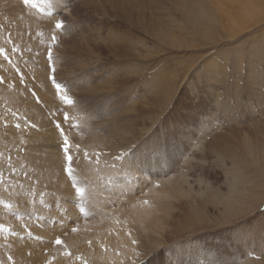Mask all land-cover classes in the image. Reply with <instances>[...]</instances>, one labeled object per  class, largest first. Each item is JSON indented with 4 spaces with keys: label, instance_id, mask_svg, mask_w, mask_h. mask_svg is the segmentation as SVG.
Listing matches in <instances>:
<instances>
[{
    "label": "rangeland",
    "instance_id": "1",
    "mask_svg": "<svg viewBox=\"0 0 264 264\" xmlns=\"http://www.w3.org/2000/svg\"><path fill=\"white\" fill-rule=\"evenodd\" d=\"M18 1L0 2V48L11 60L0 55V264L6 256L10 264H50L57 255L74 259L70 235L82 242L80 250L104 249L103 242L90 245L93 237L90 243L83 239L87 232L92 235L87 225L95 215L93 226L103 223L98 233L123 228L118 229L122 236L116 230L112 238L128 241L131 264H264V168L252 160L263 156L259 148L264 143V0ZM57 20L63 21L61 29L55 28ZM64 114L72 154L81 145L73 176L85 189L83 199L75 193L58 147L63 137L55 125ZM45 120L51 130L43 126ZM55 132L60 143L49 146L57 145L61 160L45 173L50 161L44 163L46 145L37 136L51 139ZM153 139L166 140L164 155L150 149ZM129 145L137 146L134 155L112 159ZM255 147L261 156L253 153V158ZM85 149L102 154L98 166L78 158ZM71 188L72 193L65 191ZM113 191L118 202L126 203L120 215ZM130 192L141 208L150 206L144 208L150 216L143 222L141 215L130 213L136 208ZM64 202L76 209L73 217L65 216V224L60 219L68 212ZM50 207L61 210L53 214ZM53 221H60L55 224L63 231L48 239L39 230Z\"/></svg>",
    "mask_w": 264,
    "mask_h": 264
},
{
    "label": "bare ground",
    "instance_id": "2",
    "mask_svg": "<svg viewBox=\"0 0 264 264\" xmlns=\"http://www.w3.org/2000/svg\"><path fill=\"white\" fill-rule=\"evenodd\" d=\"M1 3H3L4 2V4H9V2L10 3H13V4H19V1L18 0H1L0 1ZM0 3V4H1ZM198 5V4H197ZM11 6V5H10ZM259 6V5H258ZM19 7V6H18ZM221 7V6H220ZM1 8V7H0ZM5 8V7H4ZM20 8V7H19ZM29 9V8H28ZM200 9V8H199ZM4 10V9H3ZM8 10H10V9H7V11ZM200 11V10H199ZM11 12V11H10ZM200 12H202V11H200ZM244 12V11H243ZM248 13V12H247ZM246 13V14H247ZM6 14V13H5ZM195 14H196V12H195ZM202 14V13H201ZM212 14H213V12H212ZM242 14H244L245 15V13H242ZM11 15V14H10ZM204 15H205V13H204ZM203 15V16H204ZM213 15H215V14H213ZM229 15V14H228ZM248 15V14H247ZM1 16V15H0ZM5 16V15H4ZM14 16V15H13ZM202 16V15H201ZM230 16V15H229ZM50 17V16H49ZM208 17V16H207ZM213 17H216V16H213ZM212 17V18H213ZM248 17V16H247ZM51 18V17H50ZM205 17H203V19H204ZM14 19V18H13ZM34 19V18H33ZM228 19H230L231 20V22H234V20L235 19H233V17H230V18H228ZM244 19V18H243ZM35 20V19H34ZM47 20V19H46ZM45 20V21H46ZM198 20V19H197ZM213 20V19H212ZM217 20V19H216ZM249 20H250V18H249ZM2 21V20H1ZM16 21V20H15ZM218 21V20H217ZM238 21V20H237ZM48 23V22H47ZM12 24V23H11ZM233 24V23H232ZM231 24V25H232ZM237 25V24H236ZM32 26V25H31ZM46 26V25H45ZM47 26H49V25H47ZM26 27V26H25ZM197 27H199L198 29H200V25L198 24V26ZM197 27L196 28H194L195 30H197ZM204 27H206L205 25H204ZM207 28V27H206ZM233 28V27H232ZM248 28V27H247ZM204 30H206V29H204ZM29 33V32H28ZM203 34V33H202ZM15 36V35H14ZM203 36H206V34H203ZM156 37V36H155ZM206 39V38H205ZM259 45H261V44H259ZM259 45H257V46H259ZM261 49V48H260ZM141 53H139V55H140ZM133 56V55H132ZM137 57V56H136ZM139 57V56H138ZM141 57V56H140ZM44 72H39L38 74V77H41V75L43 74ZM173 73V72H172ZM172 73H170V74H172ZM36 74V73H35ZM42 78V77H41ZM52 89V88H51ZM54 90V89H53ZM52 92V91H51ZM50 93V92H49ZM52 94V93H51ZM51 94H49V97L51 96ZM2 96V95H1ZM46 98V97H45ZM48 98V97H47ZM46 98V99H47ZM49 99V98H48ZM47 101H49V100H47ZM14 104V103H13ZM17 104H18V102H17ZM50 105H51V99H50ZM48 107V106H47ZM29 108V107H28ZM37 108V107H36ZM32 109V108H31ZM30 109V110H31ZM50 110V109H49ZM35 112V111H34ZM38 113V112H37ZM45 114V113H44ZM209 115V114H208ZM43 117H44V115H43ZM38 118V117H37ZM34 119V118H33ZM202 120V119H201ZM38 121V120H37ZM43 123V126H46L47 128H49L50 130H51V128L49 127V122L47 121V120H45L44 122H42ZM40 124V123H39ZM8 128V127H7ZM6 128V129H7ZM46 128V129H47ZM83 129V128H82ZM201 131V130H200ZM8 132V131H7ZM35 133V132H34ZM48 133V132H47ZM203 133V132H202ZM33 134V133H32ZM51 134V133H50ZM49 134V135H50ZM59 134V133H58ZM78 134H80V133H78ZM83 134V133H82ZM81 134V135H82ZM152 134V133H151ZM44 134H42V136H43ZM86 135V134H85ZM28 136V135H27ZM32 136V135H31ZM42 136H37V138H39L40 139V141L42 142V144L43 145H46V146H44V148H45V150H43L42 152V157H43V159H44V163H46V161L47 160H49L50 162L49 163H47V164H45V167H44V165L41 167V168H43L44 167V170H45V173H47L48 171H49V167H50V165L52 164V165H56V166H58L59 165V160H61V158H60V154H59V150H58V148H57V145L56 146H53V147H51L52 145L51 144H53L54 142L56 143V142H59V136H57V134H56V132L55 133H52V138L50 139V137L48 138L47 136L48 135H46V137H42ZM83 136V135H82ZM89 136V135H88ZM85 138V137H84ZM87 138V137H86ZM152 138V137H151ZM93 139V138H92ZM87 140V139H86ZM97 140V139H96ZM193 140H195V139H193ZM28 141H30V140H28ZM61 141V140H60ZM98 141V143H99V140H97ZM197 141V140H196ZM89 142V141H88ZM96 142V141H95ZM152 142L154 143L155 142V140L153 139L152 140ZM37 143V142H36ZM60 143V142H59ZM90 143V142H89ZM148 143V142H147ZM30 144V143H29ZM42 144H40V146L42 145ZM95 144V143H94ZM145 144H146V142H145ZM193 144H195V143H193ZM36 145V144H35ZM49 145H51V146H49ZM90 145V144H89ZM93 145V144H92ZM147 145V144H146ZM260 145H262V147L261 148H259L258 146V148L259 149H261V155H263L264 156V143H262V144H260ZM29 146V145H28ZM34 146V145H33ZM88 146V145H87ZM91 146V145H90ZM94 146V145H93ZM195 146V145H194ZM41 147H43V146H41ZM73 147V146H72ZM246 147V146H245ZM248 147V146H247ZM48 148V149H47ZM54 148H55V150H54ZM252 148H253V146H252ZM256 148V147H255ZM31 149V148H30ZM29 149V150H30ZM35 149V148H34ZM138 149V148H137ZM142 149V148H141ZM144 149V148H143ZM150 149H152V147L150 148ZM248 150L245 152V153H247L246 155H248V151L250 150V147L249 148H247ZM259 149L257 150V148H256V150L258 151V152H252V154L250 153V156L251 157H253V155L255 154H257V153H259ZM31 151V150H30ZM82 151V150H81ZM140 151V150H139ZM29 153H31V152H29ZM33 153V152H32ZM32 153L30 154V156L32 155ZM254 153V154H253ZM40 154V153H39ZM142 154V153H141ZM144 154V153H143ZM146 154V153H145ZM233 154V153H232ZM29 155V154H28ZM27 155V156H28ZM33 155H34V153H33ZM32 155V156H33ZM259 155H260V153H259ZM260 155V156H261ZM188 156V155H187ZM257 156V155H256ZM259 156V157H260ZM263 156H261L262 157V159H263ZM36 157V156H35ZM34 157V158H35ZM38 157V156H37ZM36 157V158H37ZM42 157H40L41 159H42ZM82 158L83 156H79L78 158ZM243 157V156H242ZM245 157V156H244ZM260 157V158H261ZM31 158V157H30ZM34 158H32V159H34ZM80 158V159H81ZM246 158H248L249 159V157H247L246 156ZM254 158V157H253ZM260 158H258L257 157V159H252L253 161H254V163L256 164V168H260V170L262 171V169L264 168V162L263 161H260ZM31 159V160H32ZM38 159H39V157H38ZM84 159V158H83ZM83 159H81V160H83ZM149 159V158H148ZM243 159V158H242ZM80 160V161H81ZM134 160V159H133ZM162 160V159H161ZM234 160H235V158H234ZM239 160H241V159H239ZM239 160H238V162H239ZM251 160V159H250ZM249 160V161H250ZM251 160V161H252ZM79 161V160H78ZM244 161V160H243ZM243 161H242V163H243ZM250 161V162H251ZM252 161V162H253ZM126 162V161H125ZM151 162V161H150ZM161 162V161H160ZM249 162V164L251 165V163ZM145 163V162H144ZM165 163V162H164ZM245 164L246 163H248V160H247V162H244ZM43 164V163H42ZM41 164V165H42ZM126 164V163H125ZM134 164H135V162H134ZM137 164V163H136ZM158 164V163H157ZM239 164V163H238ZM248 164V165H249ZM52 165H51V168L52 169H54L53 167H52ZM127 165V164H126ZM129 165V164H128ZM162 165V164H161ZM240 165V164H239ZM55 166V167H56ZM132 166V165H131ZM142 165H140L139 166V168L141 167ZM252 166H253V164H252ZM133 167L135 168V169H137L136 168V166L135 165H133ZM151 167H152V165H151ZM154 167V166H153ZM152 167V168H153ZM145 168V167H144ZM251 168H253V167H251ZM130 170L132 169V167L131 168H129ZM141 169V168H140ZM150 169V168H149ZM130 170H128V171H130ZM138 170V169H137ZM144 170V169H143ZM152 170V169H151ZM258 169H256V171H255V173H258V171H257ZM37 171V170H36ZM153 171V170H152ZM183 171H186V170H183ZM254 171V170H253ZM263 171H264V169H263ZM263 171H262V173L261 172H259V173H261L263 176H264V173H263ZM38 172H40V171H37V173ZM132 172V171H131ZM130 172V173H131ZM135 172V171H134ZM144 172V171H143ZM147 172V171H146ZM175 172V171H174ZM148 173V172H147ZM258 173V174H259ZM149 174V173H148ZM260 174V175H261ZM40 175H42V174H40ZM45 175V174H44ZM134 175V174H133ZM133 175H132V177H133ZM142 175V174H141ZM154 175V174H153ZM260 175H258V176H260ZM38 176V175H37ZM135 176H136V174H135ZM135 176H134V178H135ZM146 174H145V180L146 179H148V178H146ZM148 176H150V174L148 175ZM147 176V177H148ZM158 176V175H157ZM143 177V176H142ZM152 177V176H151ZM137 178V177H136ZM143 178V179H144ZM264 178V177H263ZM123 179H125V178H123ZM133 179V178H132ZM142 179V178H141ZM152 179H153V177H152ZM151 179V180H152ZM58 180H59V178H58ZM134 180V179H133ZM140 180V179H139ZM138 180V181H139ZM148 180H150V179H148ZM154 180V179H153ZM62 181V180H61ZM137 181V180H136ZM60 182V181H59ZM105 182V181H104ZM152 182V181H151ZM155 182V184H157L156 183V181H154ZM153 182V183H154ZM184 182H186V180H184ZM49 183V182H48ZM118 183V182H117ZM140 183H141V181H140ZM145 183V182H144ZM121 184V183H120ZM123 184H126V183H123ZM122 184V185H123ZM148 183H146V185H147ZM183 185H185L186 183H182ZM52 185V184H51ZM54 185V184H53ZM91 185H93V184H91ZM145 185V186H146ZM152 185V184H151ZM154 185V184H153ZM181 185V184H180ZM94 186V185H93ZM119 186V185H118ZM124 186V185H123ZM128 186V185H127ZM149 186V185H148ZM182 186V185H181ZM53 187V186H52ZM116 187H117V185H116ZM70 188V187H69ZM92 188H94V187H92ZM97 188V187H96ZM114 188H115V184H114ZM124 188V187H123ZM122 188V189H123ZM143 188V187H142ZM183 188V187H182ZM99 189V188H98ZM135 189V188H134ZM145 189V188H144ZM147 189H149V187L147 188ZM181 189V188H180ZM184 189H186V186H185V188ZM101 190V189H100ZM105 190V189H104ZM103 190V191H104ZM109 190V189H108ZM126 190V193H123L125 196L127 195V189H125ZM125 190H124V192H125ZM182 190V189H181ZM65 191H67V192H69V193H72V188L71 189H67V190H65ZM131 191V190H130ZM137 191V190H136ZM140 191V190H139ZM109 192V191H108ZM118 192H119V190H118ZM123 191H121V193H122ZM149 192V191H148ZM148 192H146L147 194H148ZM200 192V191H199ZM145 193V192H144ZM145 193V194H146ZM151 193H152V191H151ZM201 193V192H200ZM117 194L118 193H116V191H113V197H115L113 200H115L116 198H118V200H117V202L119 201V194H118V197H117ZM123 194H121V195H123ZM136 194H137V192H136ZM12 195V194H11ZM55 195V193L53 194V196ZM68 195H70V194H67L66 196H68ZM105 195V194H104ZM123 195V196H124ZM10 196V195H9ZM109 196V195H108ZM111 196V195H110ZM124 196V197H125ZM131 196V192H130V194H129V197ZM141 196V195H140ZM72 197H74V196H72ZM90 197H92V196H90ZM97 197H98V195H97ZM127 197H128V195H127ZM148 197H150V199H153V201H155L156 199H157V196L156 195H152V194H150V196H148ZM109 198H111V197H109ZM131 199H132V196L130 197ZM129 198V199H130ZM135 197H133V199H132V201L134 202V203H136V208H133V209H131L130 210V213H133L134 212V214L135 215H141V220H142V222H143V216L144 217H148V216H150L147 212H144V208L145 209H147V208H149L150 206H146V207H140L139 206V201H137L136 199H134ZM215 198H217V197H215ZM215 198H213V200L215 199ZM222 198V197H221ZM220 198V199H221ZM225 198V197H224ZM75 199V198H74ZM93 199H94V195H93ZM142 199V198H141ZM149 199V200H150ZM193 199V198H192ZM220 199H218V200H220ZM64 200H65V198H64ZM63 199L61 200L62 202L64 201ZM89 200V199H88ZM95 200H97V198L95 199ZM213 200H211L212 201V203L214 202V203H216L215 201H213ZM216 200V199H215ZM242 200V199H241ZM47 201V200H46ZM86 201V200H85ZM222 201H223V199H222ZM243 201V200H242ZM50 202V201H49ZM96 202V201H95ZM142 202V201H141ZM69 203V202H68ZM119 203V205H121V207L119 208V206L118 207H116L115 208V213H116V215H120L119 213H123V211H125L126 210V206H122L123 204H126V203H120V202H118ZM143 203V202H142ZM145 203V202H144ZM225 204H226V201L224 202ZM229 203V201H227V204ZM232 203H234V201L232 202ZM29 204V203H28ZM84 204H86V203H84ZM93 204V203H92ZM146 204H148V203H146ZM230 204H231V202H230ZM60 204H58L57 206H59ZM62 205H63V208L65 207V208H67L68 210V212H67V214H65V212H63V215L60 217V219L61 220H63L64 221V223L63 224H65V223H67V222H65V220H68L65 216H71V217H73V212H76V209L73 207V206H71V205H67L65 202L64 203H62ZM61 205V206H62ZM86 205H88V203L86 204ZM89 205H90V203H89ZM221 205V203L219 204V206ZM222 205H223V203H222ZM235 205V204H234ZM56 206V207H57ZM229 206H231V205H229ZM45 207H47V206H45ZM94 207V206H93ZM92 207V208H93ZM127 207H128V205H127ZM130 207V206H129ZM237 207H239V206H237ZM23 208V207H22ZM25 208V207H24ZM30 208V207H29ZM54 208V207H53ZM61 208V207H60ZM62 208V209H63ZM65 208H64V211H65ZM234 208H235V206H234ZM239 208H241V207H239ZM49 209H52L51 207L49 208ZM57 209H59V208H57ZM225 209H226V207H225ZM232 209V208H231ZM236 209H238V208H236ZM3 210V209H2ZM61 210V209H60ZM60 210L58 211V210H55V211H58L57 213L59 214V212H60ZM93 210H95V208L93 209ZM93 210H91V211H93ZM98 210V209H97ZM96 210V214L97 213H99V214H101L102 212V210L100 211V210H98L97 211ZM238 210H240V209H238ZM44 211V210H43ZM53 211H54V209H52V213H53ZM54 211V213H56ZM88 211H89V209H88ZM47 212V211H46ZM48 212H50V210H48ZM50 212V213H51ZM86 212V211H85ZM108 212H110V211H108ZM112 212V211H111ZM238 212V211H237ZM53 213V214H54ZM78 213V212H77ZM113 213H114V211H113ZM233 213H236V211L234 210L233 211ZM232 213V214H233ZM2 214V213H1ZM53 214L51 215V218H52V216H53ZM58 214H56V215H58ZM60 214H62V211H61V213ZM65 214V215H64ZM103 214V213H102ZM3 215V214H2ZM7 215V214H6ZM79 215V214H78ZM48 216V215H47ZM74 216H76V215H74ZM154 216V215H153ZM0 217H1V215H0ZM50 217V216H49ZM57 216H55V218H56ZM79 217V216H78ZM93 217V216H92ZM91 217V218H92ZM95 217H96V215H95ZM95 217H93L91 220H89L88 221V225L87 224H85L86 222H84V224L85 225H87V226H89L88 227V231H91V232H93V233H91L92 235H89L88 234V232L86 233V235L84 236V238L83 239H85V241H89L92 237H93V240H92V242H91V244L90 245H98V244H101V242H103L104 244H105V247H104V249H99V250H80L81 249V245H82V242H81V244H80V241L75 237V235L73 236V237H75L76 238V240H74L72 237H71V235H70V243H71V246L70 247H72L71 249H73L74 251L71 253V255H74V259H69V258H66V259H63V257H62V260H61V258H60V256L59 255H57L54 259V261L53 260H49L50 262V264H82L83 263V261L84 260H86L87 261V264H131L132 263V257H130V255H132L133 254V250L131 249V246H130V244L128 243V241L126 242V241H124V240H120V242H118L117 240H113L114 238H112L115 234H116V230L118 231V229L119 230H121V232H123V228L121 227H119V226H115L116 227V230L115 231H113L112 233L111 232H103V234L102 233H98L101 229H103V223L99 226V228L97 229V227L96 226H93V223H94V218ZM98 217H99V215H98ZM108 217H110L111 218V216H107V218H105L106 219V222L110 219V218H108ZM118 217H120V216H118ZM75 218V217H74ZM90 218V217H89ZM113 218H115V216H113ZM5 219H7V218H5ZM11 219V218H10ZM26 219V218H25ZM27 219H29V218H27ZM59 219V218H58ZM3 220V219H2ZM33 221H34V219H32ZM41 220V219H40ZM50 220H52V219H50ZM50 220H47V221H44V222H47V223H50V222H48V221H50ZM54 220V219H53ZM62 221V222H63ZM86 221V220H85ZM26 222H29L28 220L26 221ZM36 222V221H35ZM44 222H43V225H44ZM25 223V222H24ZM33 223V222H32ZM39 223V222H38ZM52 223V222H51ZM74 224H75V222H73ZM97 223V222H96ZM5 224V223H4ZM20 224V223H19ZM18 223H17V225H19ZM40 224V223H39ZM55 224V223H54ZM53 224V226H50V224L49 225H47V226H44L46 229H41V230H39V232L42 234V235H44V236H46L48 239L50 238V239H53V238H55V237H58V236H60L59 235V233L61 232V231H63V229L61 228L62 226L61 225H57V224H55L54 225ZM62 224V225H63ZM83 224V225H84ZM14 225V224H13ZM26 226H27V224H25ZM29 225H30V223H29ZM24 226V225H23ZM32 226H34V224H32ZM71 226V225H70ZM76 226V225H75ZM74 226V227H75ZM78 226V225H77ZM53 227V229H51ZM79 227V226H78ZM96 227V228H95ZM29 228V230H30V226L29 227H27V229ZM37 228H39V227H37ZM70 228V227H69ZM73 228V227H72ZM161 228V227H160ZM36 229V228H35ZM40 229V228H39ZM77 229V228H76ZM73 230V229H72ZM87 230V229H86ZM83 231V230H82ZM81 231V232H82ZM85 231V230H84ZM119 232V231H118ZM23 233V232H22ZM25 233V232H24ZM66 233V232H65ZM74 233V232H73ZM54 234H56V236H54ZM75 234V233H74ZM63 235V234H62ZM79 235V234H78ZM119 235L120 236H122V234H120V232H119ZM19 236V235H18ZM81 236V235H80ZM25 237V236H24ZM42 237V236H41ZM65 237V236H64ZM115 237V236H114ZM117 237V236H116ZM121 238H124V236L123 237H121ZM1 239V238H0ZM46 239V238H45ZM80 239H82V238H80ZM117 239V238H116ZM18 240H19V237H18ZM24 240V239H23ZM26 240V239H25ZM24 240V241H25ZM66 240H67V237H66ZM140 240V239H139ZM27 241V240H26ZM25 241V242H26ZM30 241V240H29ZM32 241H34V239H32ZM83 241V240H82ZM12 242V241H11ZM31 242V241H30ZM29 242V243H30ZM90 242V241H89ZM15 243V242H14ZM50 243V242H49ZM48 242L46 243V244H49ZM18 244H20V243H18ZM22 245V244H21ZM24 245V244H23ZM32 245V244H31ZM50 245H51V243H50ZM85 245V244H84ZM132 245V244H131ZM86 246V245H85ZM25 247V246H24ZM42 247V246H41ZM46 247V246H45ZM44 247V248H45ZM87 247V246H86ZM92 247V246H91ZM6 248H8V247H6ZM35 248V247H34ZM96 248V247H95ZM0 249H3L2 247H0ZM11 249V248H10ZM18 249V248H17ZM36 249V248H35ZM53 249V248H52ZM61 249V248H60ZM8 250V249H7ZM12 250H14L13 248H12ZM43 250H45V249H43ZM47 250V249H46ZM49 250V249H48ZM1 251V250H0ZM4 251V250H3ZM35 251V250H34ZM72 251V250H71ZM4 252H6V251H4ZM44 252V251H43ZM56 252V251H55ZM2 253V252H1ZM11 253H12V251H11ZM16 253V252H15ZM26 253H28V252H26ZM56 253H58V252H56ZM25 254V253H24ZM32 254V253H31ZM31 254H30V258H31ZM36 254V253H35ZM44 254V253H43ZM53 254V253H52ZM6 255V254H5ZM8 255V254H7ZM13 255V254H12ZM33 255V254H32ZM37 255V254H36ZM51 255V252H50V254L49 255H47L46 256V258H48L49 256ZM18 256V255H17ZM20 256V255H19ZM44 256V255H43ZM43 256H41V257H43ZM3 257H4V255H3ZM3 257H1V259L3 258ZM13 257V256H12ZM22 257V256H21ZM35 257V256H34ZM37 257V256H36ZM54 257V256H53ZM52 257V258H53ZM77 257H80V258H82V259H77ZM44 258V261H45V257H43ZM36 259V258H35ZM42 259V258H41ZM3 260V259H2ZM20 260V259H19ZM31 260V259H30ZM69 260H72L73 262H70ZM7 261V256L6 257H4V260H3V262H4V264H8L9 262H6ZM9 261V260H8ZM12 261V260H11ZM13 261H15L14 260V258H13ZM17 261H18V259H17ZM17 261H15V263L17 262ZM36 261V260H35ZM153 261V260H152ZM19 262V261H18ZM17 262V263H18ZM30 262V261H29ZM40 263H41V261H39ZM2 263V262H1ZM24 263V262H23ZM10 264V263H9ZM30 264H33V263H30ZM38 264V263H37Z\"/></svg>",
    "mask_w": 264,
    "mask_h": 264
},
{
    "label": "snow or ice",
    "instance_id": "3",
    "mask_svg": "<svg viewBox=\"0 0 264 264\" xmlns=\"http://www.w3.org/2000/svg\"><path fill=\"white\" fill-rule=\"evenodd\" d=\"M28 3V0H24V4H27ZM63 27V21H60V20H57L56 23H55V28L56 29H61ZM55 36H53V40H55ZM17 51V48L16 47H13L12 48V52L15 53ZM0 55H3L4 56V59L6 61H8L10 64H11V60L9 58L8 55L5 54L4 52V49L3 48H0ZM48 55H49V58H51V49H49L48 51ZM3 82V77H0V83ZM55 82V81H54ZM64 99H67L66 97H64ZM68 103H72L71 100H68L67 101ZM12 115H15V113H13ZM69 122V117L67 116V114H64V119L62 122H57L56 123V128L59 129V134L61 137H63V141H62V144L61 145H58V147H62V151H63V156H64V159H65V162L67 163V168H66V171H67V174L69 177L73 178L72 179V184H73V187L75 188V193L78 197H80L81 199H83L84 197V192H85V189L83 187H80L78 186V183L77 181L75 180L74 176H73V173H74V168H73V165L76 163V156L77 155H81V145L79 143H77L75 145V148H76V154H72V150H71V147H70V144H69V137L65 131V129L63 128L62 124L63 123H67ZM70 127H72V125L70 124L69 125ZM16 128H20V124L17 123L15 125ZM166 140L165 141H161L160 139H157L154 143H153V146H152V151L154 153H156L157 155L159 156H162L165 154V151H166ZM137 149V146H131L129 145L128 147L124 148L120 154L118 155H115L112 159L114 161H122L124 160L128 155H134L135 154V151ZM102 154L100 152H95V153H90L87 151V149L83 150L82 152V156L83 158L88 161L90 164L91 163H95L97 166L100 164V156ZM113 167H115V164H113ZM25 177L28 178L29 180L32 179V177L30 176V174H28L27 172L24 173ZM145 183H150V180H145ZM32 191V196L35 197L37 195V192L34 190V188L31 190ZM39 197H40V203L41 204H44V192L41 191L38 193ZM35 202V201H33ZM145 203H147V201H145ZM5 207L8 208V209H11V205L9 204H5ZM80 211L83 212L84 209L83 207L80 208ZM39 219H43L42 217H40ZM53 223H60V221H53ZM76 229L73 228V231H75ZM90 243V242H89ZM133 244H136V241L133 240L132 241ZM56 244H61V241L59 240V238H57L56 240ZM65 255H70V253H68L67 251L65 252ZM138 255H147V253H143V254H138ZM9 259H11V257H9ZM77 259H82L80 257H77ZM257 259H260V257H258ZM83 264H87V261L84 260L83 261ZM135 264V262H134ZM139 264H151V261L150 260H141L139 261Z\"/></svg>",
    "mask_w": 264,
    "mask_h": 264
}]
</instances>
